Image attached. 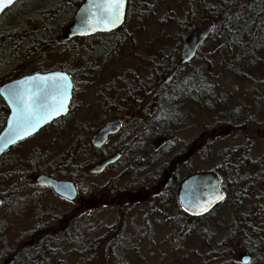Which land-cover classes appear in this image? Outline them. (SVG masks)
Returning <instances> with one entry per match:
<instances>
[{
	"label": "rangeland",
	"instance_id": "obj_1",
	"mask_svg": "<svg viewBox=\"0 0 264 264\" xmlns=\"http://www.w3.org/2000/svg\"><path fill=\"white\" fill-rule=\"evenodd\" d=\"M57 1L29 0L28 8L13 9L14 11L2 21L6 24L10 19V26L18 27L24 19L34 15L35 10H40L39 7H36L38 3L48 7L50 4H56ZM186 13H188L187 26L192 29L201 21L208 19V16L195 5L189 8L185 0H155L154 2L138 0L136 5H132L122 32L113 37V40L118 39L121 45L113 50L109 48L111 55L104 63L101 61L92 63L89 70L77 77L78 87L73 98V110L70 115L60 124L46 128L0 156V179H5L0 182V194L5 195L6 198V205L0 209V222L8 226V230L5 232L6 236L1 238L3 244L0 243V256L4 250L13 248L14 240L18 237L22 240L26 239L25 236L31 228L28 222L32 221L34 216L50 219L54 217L56 222L53 225L49 224L47 231H50L54 236H57L59 230L67 231L63 234L67 241L57 244V248L60 247L62 250L59 264H109L106 246L114 231H108L105 226L106 214L95 212L92 223H90V219H86V213H81L73 204L55 197L52 191L36 188L37 186H34L27 178L34 171L30 178L38 174H50L58 180H71L77 176L78 172H86L85 168L90 163L89 138L92 131L100 124L99 121L104 120L105 113L108 114L103 109L106 108L105 98L110 99L115 94L114 91H110L111 87L117 85L118 82L127 80L130 76H144L147 62L153 59V64L157 63L158 58L160 59L163 55L172 61L175 60L178 65L180 50L187 33L174 27L172 21L180 22L182 18L186 17ZM70 14V12H66L59 16L57 24L66 23ZM111 40V37H99L92 43L93 45L99 44V42L106 44ZM179 42H181V47H177ZM72 44V46H79L80 42ZM52 50L42 52V55L33 62L34 68L42 67L44 71L71 70L73 62H70L68 55L61 54L60 48H52ZM160 52L162 54L159 56ZM29 59L34 60L35 57L32 58L29 54L23 56L21 64L14 66L0 78V86L5 81L38 70L32 69L30 64L26 66L28 63L26 61ZM207 62L212 64L217 90L222 93H220L222 95L221 107H224L225 111L231 109L239 111L240 115L237 120L226 121L214 110L207 111L200 106L192 108L188 105L182 110L183 117L187 118V114L190 113L187 126L174 130L176 144L187 143L190 145L198 136L199 125H204L206 131L219 125L231 126L230 134H223L221 137L215 138L213 140L215 144L209 149H205L204 162L200 160L198 163L197 160H194L193 165L206 172L216 169L222 162V159L217 156L222 152L234 150L241 144L242 135H240L241 137L231 136L236 132L247 134L246 137L251 141L250 162L259 160L264 156V102L260 101L255 86L257 82L263 81L262 74H252L250 75L252 76L250 77L251 81L246 82L227 72L221 65V56L216 53L214 44L209 40L200 47L195 60L186 67L187 71L184 76L188 75L191 69H201L203 72ZM89 63H79L76 69L81 73V70ZM153 77H160V81L163 82L166 75H161L153 69ZM178 82V79L171 82L168 88L178 85ZM108 88L110 89L107 90ZM237 127H240V130H236ZM114 143L117 141H113L111 145ZM208 144L209 142L206 146ZM8 162L14 165L4 166V163L8 164ZM70 164L72 167L69 166ZM14 174H20L22 179H27L28 188L29 186L31 188L24 192H15L12 189L16 182L13 178ZM22 187H27V185H21ZM229 203L227 198L217 210L196 223L190 230L188 241L182 248L180 246H177L180 249L172 248L168 240L171 239L173 226H169L168 229H160L161 235L154 236L151 244H137L136 253L138 254H132V260L129 262L131 264H203L214 244L226 235L232 215L252 210L254 202L251 201V198H247L237 208L230 206ZM32 205H35V208H31ZM228 206L230 207L228 208ZM17 207L21 208L18 210ZM35 212L36 215H34ZM70 218L76 222L66 224ZM57 224L58 227H56ZM101 225L105 229H102ZM85 227H89L90 230L84 229ZM79 236L83 240L87 239L86 237L90 241L100 239V245L95 255L86 263L79 260L77 254L74 253L77 250L74 247V240ZM163 237L166 241L162 240ZM235 249L226 259L228 262H239L240 257L244 254L243 247Z\"/></svg>",
	"mask_w": 264,
	"mask_h": 264
},
{
	"label": "trees",
	"instance_id": "obj_2",
	"mask_svg": "<svg viewBox=\"0 0 264 264\" xmlns=\"http://www.w3.org/2000/svg\"><path fill=\"white\" fill-rule=\"evenodd\" d=\"M28 1H18L0 17V78L14 66L21 64L22 57L27 54L31 55L32 58L35 57V59L27 60L26 66L30 64L32 69H38L35 72H44L42 67L34 68L35 64L33 62L42 55V52L53 51L52 48H60L62 50L61 54L64 56L68 55L70 62L88 63L92 61L105 62L111 55L109 48L113 50L121 45L118 39L113 40V37L117 34H112L114 36L110 35L109 37L112 40L106 44L99 42V44L93 45L92 42L94 40L99 37H105L96 36L84 38L80 41L79 46H72V43H75V39L64 37L63 31L83 0H58L56 4H50L48 7L41 6L38 3L36 7H39L40 10H35L34 15L24 19V21L19 23L18 27H11L9 24L10 19L8 23H3L2 19L4 20L15 9L28 8ZM185 1L189 8L195 5L213 22L214 28L207 41L210 40L214 44L216 53L222 58L221 65L224 70L246 82L251 81L250 77L252 76L250 75L255 73L262 74L263 81L257 82L255 87L260 101L264 102V0ZM66 12L71 13L69 20L58 25V17ZM187 15L188 13L185 14L186 17L182 18L180 22L173 20L172 23L174 27L181 29L188 35L193 29L187 26ZM179 46L181 47V42H179L177 47ZM160 54L162 53L160 52L159 56ZM178 61L177 65L175 60L172 61L163 55L160 59L158 58L157 63L153 64V69L161 75L169 73L172 68H178L172 82L179 80L178 85L166 88L158 97L159 107L157 108V114L153 117V135L156 133L166 137H174L173 128L176 125H183L186 121V116H182V110L188 105L192 106V104L200 106L207 111L214 110L226 121L238 119L239 111L232 109L225 111L226 109L221 107L222 93L217 90V83L214 81L216 76L212 72L211 63H206L203 72H201V69H191L188 75L184 76L187 71L186 67L190 63L183 64L179 58ZM59 70L67 71L68 69ZM85 70L86 67L81 70V73ZM7 115L8 109L0 98V131L5 124ZM239 128L237 127L236 130H240ZM234 135H242L241 144L234 150L220 153L217 157L221 158L222 162L213 171L221 178V190L224 192L222 203L228 198L229 205L237 208L247 198H251V201L254 202L253 209L232 215L226 235L222 240L214 244L211 252L206 257L208 259H205L203 264H242L240 261L228 262L226 260L236 250V247H243L244 254L250 256L248 264H264V156L257 161L250 162V139L246 137L247 134L242 132H236L231 136ZM214 144V141L209 142L205 149H209ZM169 146L166 145L162 148L161 157L170 156L173 152L182 150L181 147L179 149L176 148V145L173 147ZM5 165L13 166L14 164L8 162V164L4 163ZM20 174H14L13 176L16 182L12 189L17 193L18 191L24 192L31 188L30 186L28 188L27 179H30L29 181L34 185V177L30 178L29 175L25 180V178L22 179L20 177ZM4 180L0 179V182ZM21 182L24 183L22 184ZM24 184L27 187L21 188V185ZM36 188L40 187L37 186ZM0 197L3 200L1 209L6 205V198L5 195L1 194ZM220 205L215 206L201 219L194 220L189 218L188 227H182L181 224L177 226V223L174 227V233L177 235L174 239V250H176L177 246L183 247V236L186 231L188 237L194 225L217 210ZM20 208L17 207L18 210ZM31 208H35V205H32ZM34 215H36V212ZM86 219L88 220V218ZM68 220L69 223L76 222L73 218ZM55 222L56 219L54 217L50 219L34 216L32 221L28 222L31 228L25 236L26 239L22 240L19 237L15 239L13 248L4 250L2 256H0V264H59L62 250L60 247L57 248V246L67 241L63 236L67 231L59 230L57 236L47 231L48 226L53 225ZM56 227H58V224ZM101 228L105 229L102 225ZM84 229H89V227ZM107 229L108 231L111 230ZM7 230L8 226L0 222V243L2 244V239L6 236L5 232ZM86 238L83 240L79 236L74 240V247L77 249L74 253L77 254L79 260L85 261V263L95 255L100 245V239L90 241L88 237ZM106 247L109 264H131L129 261L132 260V255L129 250H124L116 235L110 237Z\"/></svg>",
	"mask_w": 264,
	"mask_h": 264
},
{
	"label": "flooded vegetation",
	"instance_id": "obj_3",
	"mask_svg": "<svg viewBox=\"0 0 264 264\" xmlns=\"http://www.w3.org/2000/svg\"><path fill=\"white\" fill-rule=\"evenodd\" d=\"M137 1L127 0L125 22L132 5H136ZM136 13L139 14L140 12ZM122 27L108 34H96L90 37L72 39H75V42H80L84 38L96 36L109 37L112 34L121 33ZM72 62V69L70 71L60 70L65 71L69 75L73 86L68 113L65 117L53 121V123L41 131L50 126L60 124L61 121L70 115L73 110V98L78 87L77 77H80L79 75H83L86 70H89L92 63H96L94 61L90 62L86 70L80 73L76 69L80 62ZM145 67L144 76H130L127 80L118 82L110 90L111 92H115L114 96L110 97V99L106 97L104 100L106 108L103 110L104 112H108V114L105 113L104 120L99 121L100 124L92 131L89 138L90 163L85 168L86 173L80 171L75 178L67 180L74 184L76 194L81 199L68 201L56 196L52 192L55 197L73 204L81 213H86L87 218L90 219V223H92L95 212L105 213V226L114 231L112 235H116L119 238L124 250H129L131 255L138 254L136 253L137 244H151L154 236L161 235L159 230L168 229L169 226H173L171 239L168 240L173 248L174 239L177 236L174 233V227L177 223V226L181 224L182 227H188L189 218L197 220L206 216L194 217L186 213L178 201L177 192L180 184L187 177L195 173L206 172L202 171L198 166L195 167L193 161L197 160L200 163L201 160L204 162L207 142H211L223 134L228 135L232 130L231 126L219 125L210 131H206L204 125H199L197 128L199 132H197L198 136L190 145L187 143L177 145L175 136L166 137L156 133L153 135V117L157 114V108L159 107L158 97L161 95V92L168 88L178 68H172L169 73H165L166 77L161 82L160 77H153V59L147 62V66ZM173 72L172 77L166 80ZM193 106L196 105H190L192 108ZM189 116L190 113L183 125H176L173 129L185 128L190 118ZM90 121L92 122V119ZM112 121L118 123L119 131L114 135H110L103 146H93L91 139L95 133ZM115 140L117 143L111 145ZM166 145H170L169 147L176 145V148L179 149L181 147L182 150L173 152L170 156L161 157L162 148ZM116 154L119 155L117 161L108 165L102 173L93 174L89 172L92 166ZM50 176L54 177L53 175ZM219 179L221 187V178L219 177ZM40 188L52 191L48 187ZM67 223L69 224V220L66 221ZM186 234L187 231L183 236V246L188 241ZM162 240L166 241L164 237Z\"/></svg>",
	"mask_w": 264,
	"mask_h": 264
},
{
	"label": "water",
	"instance_id": "obj_4",
	"mask_svg": "<svg viewBox=\"0 0 264 264\" xmlns=\"http://www.w3.org/2000/svg\"><path fill=\"white\" fill-rule=\"evenodd\" d=\"M18 1L20 0H14L12 5L5 7L0 12V17ZM111 3L112 0H83L63 31L64 37H90L96 34H108L120 29L125 22L127 0H123L122 6L119 9L120 18L115 24L110 22L112 19V9L109 5ZM213 28V22L206 19L201 21L186 36L179 55L181 63L191 62L196 57L200 46L208 40ZM173 74L174 72L166 80H169ZM58 75L67 77V88L64 90L55 87L51 80L45 81L43 79L45 77H57ZM72 88L69 75L65 71L60 70L25 74L0 86V98L8 109L5 124L0 131V154L7 152L17 143L33 137L43 128L53 123V121L65 117L69 110ZM13 90L34 96L36 109L42 117L36 123L35 128H31L27 132L23 130L15 131L17 101L9 98V93ZM62 95H66L64 108L56 111L55 109L59 107V100ZM118 131V123L116 121L109 122L95 133L91 139V144L95 147H101L107 142L110 135H114ZM118 158V154L113 155L92 166L89 172L93 174L102 173L108 165L117 161ZM34 183L39 187L50 188L56 196L68 201L81 199V197L77 196L76 189L71 181L57 180L47 174H38L34 178ZM177 198L184 211L189 215L194 217L206 215L221 203L224 198L223 191L220 188L219 176L214 172H200L190 175L180 184ZM2 205L3 200L0 197V207ZM240 262L248 264L250 256L243 254L240 257Z\"/></svg>",
	"mask_w": 264,
	"mask_h": 264
},
{
	"label": "snow or ice",
	"instance_id": "obj_5",
	"mask_svg": "<svg viewBox=\"0 0 264 264\" xmlns=\"http://www.w3.org/2000/svg\"><path fill=\"white\" fill-rule=\"evenodd\" d=\"M14 0H0V12L4 10L5 7L12 5ZM123 0H112L109 7L112 9V19L111 23L115 24L119 21V9L121 8ZM35 79V78H33ZM45 81L51 80L52 84L60 90L67 88V77L63 75H58L57 77H45ZM10 99H15L17 101V117H16V129L15 131L23 130L27 132L31 128H35L36 123L42 118L38 114V110L35 106V97L31 94H25L23 92H17L15 90L10 91ZM64 99L66 95H62L59 100V107L56 111H60L64 108ZM222 198V197H221Z\"/></svg>",
	"mask_w": 264,
	"mask_h": 264
}]
</instances>
